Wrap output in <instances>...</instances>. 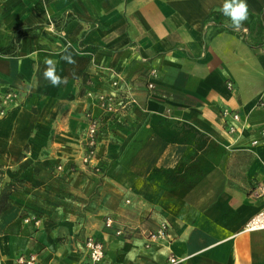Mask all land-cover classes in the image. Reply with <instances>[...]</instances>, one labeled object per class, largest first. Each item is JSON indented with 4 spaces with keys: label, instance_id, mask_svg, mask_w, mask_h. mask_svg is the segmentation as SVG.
<instances>
[{
    "label": "crops",
    "instance_id": "obj_1",
    "mask_svg": "<svg viewBox=\"0 0 264 264\" xmlns=\"http://www.w3.org/2000/svg\"><path fill=\"white\" fill-rule=\"evenodd\" d=\"M246 3L236 30L223 0H0V97H21L0 118V165L24 181L0 264H85L90 235L103 264H264V229L244 228L264 209V0ZM47 59L66 83L44 78ZM115 81L134 101L99 134L96 172L81 157L102 110L86 92L115 96ZM162 222L168 239L147 244Z\"/></svg>",
    "mask_w": 264,
    "mask_h": 264
},
{
    "label": "built area",
    "instance_id": "obj_2",
    "mask_svg": "<svg viewBox=\"0 0 264 264\" xmlns=\"http://www.w3.org/2000/svg\"><path fill=\"white\" fill-rule=\"evenodd\" d=\"M46 1V0H45ZM118 81L113 82V88L115 90L119 89ZM228 88L232 87L230 82L227 83ZM147 87L149 89L153 88V83L148 82ZM120 91V92H119ZM88 97H94L99 107L102 110V116L93 117L88 115L87 126L85 129V134L83 138V154L81 157V162L85 166L94 167L96 172H100L101 168L98 165V150L97 143L99 134L104 131L105 126L114 121L116 116H119L121 112L127 109L134 101V96L130 92V88L126 90H118V93L114 95H109L105 93H94L89 90L86 92ZM20 94L15 91H8L0 97V118L4 117L12 108L21 103ZM259 106L264 107V102H260ZM224 116H229L233 122L239 121V114H230L228 111L223 110ZM235 128L233 126L229 127V132L233 133ZM261 136L264 137V131H261ZM256 144V141L252 142ZM264 165V164H262ZM56 171H62L61 165H57ZM260 192H264V186L259 187ZM24 223L33 222L34 225L39 224V220L35 217H26L23 219ZM113 225V220L111 218H106L105 227L111 228ZM247 231L262 230L264 229V209H261L253 217H251L244 226ZM133 230V228H128ZM123 231H116L117 235H121ZM144 237L148 243L158 242L161 240L168 239L167 224L162 222L159 224L158 228L151 232H145ZM85 254L87 262L85 264H103V259L105 255L104 243L94 236L86 237L84 241ZM169 263H175L178 260L171 256L168 259ZM13 264H39L37 261V256L34 253L20 254L15 259Z\"/></svg>",
    "mask_w": 264,
    "mask_h": 264
},
{
    "label": "clouds",
    "instance_id": "obj_3",
    "mask_svg": "<svg viewBox=\"0 0 264 264\" xmlns=\"http://www.w3.org/2000/svg\"><path fill=\"white\" fill-rule=\"evenodd\" d=\"M122 9V5L118 6ZM222 14L230 21V27L239 30L243 27L244 22L248 19L249 8L246 0H223ZM63 59L69 63L74 64L75 60L70 55H66ZM46 68L43 73L45 79H47L53 86L58 87L59 85L67 82V77H61L56 73V61L47 59L45 61ZM131 257V253L129 254Z\"/></svg>",
    "mask_w": 264,
    "mask_h": 264
},
{
    "label": "trees",
    "instance_id": "obj_4",
    "mask_svg": "<svg viewBox=\"0 0 264 264\" xmlns=\"http://www.w3.org/2000/svg\"><path fill=\"white\" fill-rule=\"evenodd\" d=\"M26 33V30H21L16 33L14 40L17 42L19 38ZM0 49V54H2ZM23 179L15 176L9 180L5 179L4 167L0 165V217L4 211L10 207V196L13 192L20 190L23 187Z\"/></svg>",
    "mask_w": 264,
    "mask_h": 264
},
{
    "label": "rangeland",
    "instance_id": "obj_5",
    "mask_svg": "<svg viewBox=\"0 0 264 264\" xmlns=\"http://www.w3.org/2000/svg\"><path fill=\"white\" fill-rule=\"evenodd\" d=\"M130 92L132 93V95H133V89H132V87L130 88Z\"/></svg>",
    "mask_w": 264,
    "mask_h": 264
}]
</instances>
